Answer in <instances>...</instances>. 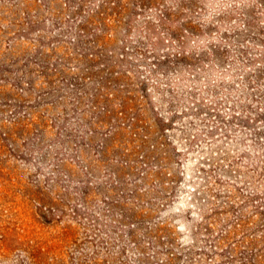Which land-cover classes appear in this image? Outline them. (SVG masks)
<instances>
[{"label":"rangeland","instance_id":"374dc122","mask_svg":"<svg viewBox=\"0 0 264 264\" xmlns=\"http://www.w3.org/2000/svg\"><path fill=\"white\" fill-rule=\"evenodd\" d=\"M52 30L79 117L24 121ZM0 264H264V0H0Z\"/></svg>","mask_w":264,"mask_h":264},{"label":"built area","instance_id":"2783aa9c","mask_svg":"<svg viewBox=\"0 0 264 264\" xmlns=\"http://www.w3.org/2000/svg\"><path fill=\"white\" fill-rule=\"evenodd\" d=\"M26 40L27 52L23 61L26 72L22 77V90H24L25 95L33 92L35 97L32 100L24 101L22 118L24 121H32L34 112L35 114L39 112L38 115L49 122L64 119L68 121L78 120L76 95L74 93L81 84L78 83L79 80L76 77L77 67L75 62L66 60L56 52L63 42L72 46L76 42V36L73 34L62 36L56 30H52L48 37L31 33L26 37ZM69 55L72 56V54ZM63 74L68 76H63ZM51 75H53V79L52 83H49V76ZM61 101L67 103L63 106L64 111L59 110L61 104L58 103ZM43 106L54 108V114L48 112L47 109L43 110ZM9 114L12 117H7V119L16 120L15 114L12 112ZM94 120L95 117L89 114V121Z\"/></svg>","mask_w":264,"mask_h":264}]
</instances>
